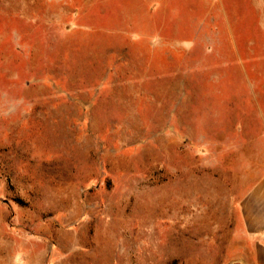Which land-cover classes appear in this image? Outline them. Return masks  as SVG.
Returning a JSON list of instances; mask_svg holds the SVG:
<instances>
[{
  "label": "rangeland",
  "instance_id": "374dc122",
  "mask_svg": "<svg viewBox=\"0 0 264 264\" xmlns=\"http://www.w3.org/2000/svg\"><path fill=\"white\" fill-rule=\"evenodd\" d=\"M153 3L0 0V264H252V9Z\"/></svg>",
  "mask_w": 264,
  "mask_h": 264
},
{
  "label": "crops",
  "instance_id": "0c3cea01",
  "mask_svg": "<svg viewBox=\"0 0 264 264\" xmlns=\"http://www.w3.org/2000/svg\"><path fill=\"white\" fill-rule=\"evenodd\" d=\"M214 1L217 7H224V0ZM154 3L153 9L158 7ZM248 7L252 9V15L247 16V28L236 30V22L233 21V28L227 36L232 41V55L238 57V64L247 66L250 71H264V0H248ZM255 87L263 88L255 100L262 105L260 112L264 120V80L256 83ZM260 167L263 171L242 203L245 224L254 242L252 257L249 259L252 264H264V152Z\"/></svg>",
  "mask_w": 264,
  "mask_h": 264
}]
</instances>
